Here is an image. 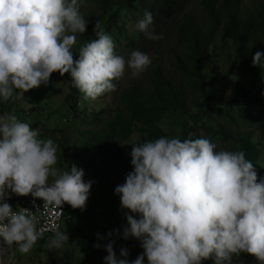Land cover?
<instances>
[{
    "label": "clouds",
    "instance_id": "obj_1",
    "mask_svg": "<svg viewBox=\"0 0 264 264\" xmlns=\"http://www.w3.org/2000/svg\"><path fill=\"white\" fill-rule=\"evenodd\" d=\"M82 6L86 0H0V103L47 85L53 72L67 73L83 100H95L115 90L114 81L126 67L133 77L147 69L151 58L145 52L134 49L127 59L115 54L99 21L92 29L95 38L83 43L74 58L76 36L85 33L88 23ZM152 22L145 10L135 27L146 39H162ZM251 63L264 65V52L253 53ZM121 144L131 145V171L113 188L120 208L128 210L119 236L138 240L143 251L129 261L121 246L118 257L109 238L117 230L103 236L97 232L93 247L107 253L102 264H202L208 259L233 264L242 252L264 264V176L257 178L243 151L216 150L203 136ZM56 152V143L39 138V129L14 110L0 114V246H12L4 264H15V245L18 253L27 254L45 232L52 233L48 249L61 248L68 242L60 227L68 205L85 207L93 181L85 180L75 164L58 167ZM10 194L39 198L43 208L57 210L56 222L39 226V210L13 209L6 201Z\"/></svg>",
    "mask_w": 264,
    "mask_h": 264
},
{
    "label": "trees",
    "instance_id": "obj_2",
    "mask_svg": "<svg viewBox=\"0 0 264 264\" xmlns=\"http://www.w3.org/2000/svg\"><path fill=\"white\" fill-rule=\"evenodd\" d=\"M94 1L95 7L80 9L88 23L85 33L76 36L74 58L83 43L95 38L92 29L96 21L111 36L115 54L119 55L121 43L128 47L133 39L140 47L144 34L138 30L129 33L128 27L136 25L147 10L153 17L151 27L160 21L157 29L166 24L169 28L163 49L170 61L169 72L154 67L126 88L116 86L114 91L119 94L109 113L106 108L94 113L90 100L82 99L66 75L68 87L59 93L63 101L54 112L62 113L64 130L75 125L77 135L72 151L64 154L63 166L72 162L83 171H92L100 185L105 182L113 187L123 183L131 171V145L121 143L160 136H203L216 150L243 151L257 178L264 176V65L251 63L253 53L264 52V0L252 10H246L241 0H200L198 12L190 13L186 11L188 0ZM173 18L179 19L176 25ZM207 62L211 68L206 70ZM218 65L224 75L218 74ZM234 71L241 80L230 79ZM224 90L229 91L228 97L221 95ZM95 101L102 102L100 97ZM34 109L32 113L37 112ZM20 111L17 105L15 112ZM59 142L57 149L63 152V141ZM239 260L257 264L246 252L233 263Z\"/></svg>",
    "mask_w": 264,
    "mask_h": 264
},
{
    "label": "rangeland",
    "instance_id": "obj_3",
    "mask_svg": "<svg viewBox=\"0 0 264 264\" xmlns=\"http://www.w3.org/2000/svg\"><path fill=\"white\" fill-rule=\"evenodd\" d=\"M261 0H241V5L246 10H252L257 2ZM96 3L94 0H86V6L84 7H95ZM200 0H188L187 12H198L200 9ZM91 10H94L93 8ZM179 19L173 18V22L177 23ZM162 22L151 27L155 33L163 34V38L159 40L146 39L143 35L142 43L140 47H136L138 41L133 39L130 46L125 47L124 43H121L120 48L117 50L118 54L127 59L128 54L136 49L148 54L151 58V63L147 69L136 77L130 75V70L126 67L124 75L119 81H116V86L120 89L126 88L135 79H141L148 71L152 70L154 67H162L163 70L169 72V60L168 55L163 53L166 43L165 38L169 33V28L162 26L157 29ZM157 29V30H156ZM135 25H129L128 32L133 33L136 31ZM220 37L217 36L215 41L218 43ZM230 46L229 44H226ZM75 46V45H74ZM73 46V47H74ZM115 51V50H114ZM211 68L207 62L205 69ZM218 74L224 75L220 71V66L218 65ZM67 73L64 76H60L57 72H54L53 76L50 77L49 83L47 85H41L26 91L20 99L9 100L6 103H0V114L8 111L14 110V113L22 121H29L32 128L39 129V138H51L56 145H59L63 141L64 151L61 152L57 149V166L66 170L73 163L70 162L68 165L63 166L64 154L69 152L73 141L77 135L75 131V125H70L67 130H64L62 113L55 114L56 107L62 103L63 97L59 95L60 92L65 91L68 87V81L66 80ZM230 79L241 80L237 72H233ZM227 81V80H226ZM244 85L249 88V83L243 81ZM248 84V85H247ZM119 94V90L112 93H106L99 96L102 102L96 104L95 100H90V107L93 109L94 113L99 112L102 108L108 109L110 112V107L114 105V97ZM223 97H228L229 91L224 90L221 92ZM54 97V101L49 98ZM98 97V98H99ZM17 105L22 109L20 112H15ZM24 105H28L27 108ZM39 107H42L39 110ZM37 108V109H34ZM37 112L32 113V110ZM60 109V107H59ZM26 114L25 116L23 114ZM54 113V115H53ZM106 113V111H105ZM61 114V115H59ZM168 129V128H167ZM70 138L67 139V137ZM67 158V157H66ZM70 158V157H68ZM73 158H70L72 160ZM79 167V166H77ZM80 168V167H79ZM84 179L93 181L88 198L85 203L83 210L73 209L68 204L69 210L61 220L60 227L68 235V242H66L61 248L56 250H50L46 246L47 237L43 236L37 241L36 245L27 254H20L15 248V264H102V257L107 253L101 248H94L93 243L96 241L95 233L99 232L103 236L107 231L116 229L117 233L109 237L114 240L113 249L116 255L119 257V248L124 246L128 250L127 259L129 261L135 259L138 253H141L143 249L139 246L140 242L134 238L129 237L128 239L120 238L119 232L123 227L126 226L125 212L127 209H122L119 206L118 195L113 194V188L111 185L102 181L103 185H100V179L93 175L90 170H85ZM121 184V183H120ZM131 214V213H129ZM135 215V214H133ZM101 244L107 242V240H100ZM237 257H233L236 259ZM246 261L239 260L237 264H246ZM202 264H212L211 259L204 260ZM234 264V263H233Z\"/></svg>",
    "mask_w": 264,
    "mask_h": 264
},
{
    "label": "built area",
    "instance_id": "obj_4",
    "mask_svg": "<svg viewBox=\"0 0 264 264\" xmlns=\"http://www.w3.org/2000/svg\"><path fill=\"white\" fill-rule=\"evenodd\" d=\"M33 200H35V204H33ZM6 201L13 207V209H18V207L28 208L29 210H39L37 213L38 216L41 217L39 226H46L50 222H56L53 218L55 217L56 209H46L42 207V201L39 198H33L31 195L27 196H17L14 194H10L9 197L6 198ZM65 210V205H62V215ZM61 219V218H60ZM60 219L58 223L60 222ZM46 234H52L51 232H45ZM12 246H0V262L5 261V257L11 251Z\"/></svg>",
    "mask_w": 264,
    "mask_h": 264
},
{
    "label": "bare ground",
    "instance_id": "obj_5",
    "mask_svg": "<svg viewBox=\"0 0 264 264\" xmlns=\"http://www.w3.org/2000/svg\"><path fill=\"white\" fill-rule=\"evenodd\" d=\"M15 248H16V245H15ZM15 259H16V257H15Z\"/></svg>",
    "mask_w": 264,
    "mask_h": 264
}]
</instances>
